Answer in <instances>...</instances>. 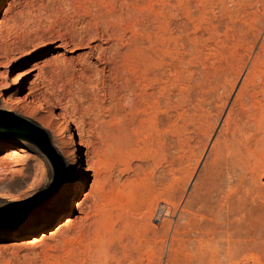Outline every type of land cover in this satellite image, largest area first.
Returning a JSON list of instances; mask_svg holds the SVG:
<instances>
[{
	"label": "rangeland",
	"instance_id": "1",
	"mask_svg": "<svg viewBox=\"0 0 264 264\" xmlns=\"http://www.w3.org/2000/svg\"><path fill=\"white\" fill-rule=\"evenodd\" d=\"M0 111L66 164L43 202L51 161L0 135V264H264V0H0Z\"/></svg>",
	"mask_w": 264,
	"mask_h": 264
},
{
	"label": "bare ground",
	"instance_id": "2",
	"mask_svg": "<svg viewBox=\"0 0 264 264\" xmlns=\"http://www.w3.org/2000/svg\"><path fill=\"white\" fill-rule=\"evenodd\" d=\"M243 3V2H242ZM246 4V3H245ZM250 5V4H249ZM172 39V38H171ZM176 39V38H175ZM178 39V38H177ZM173 40V42L175 41L174 39H172ZM172 42V43H173ZM176 42H178L177 40H176ZM176 42H174V44L176 45L177 43ZM169 47V46H168ZM175 48V47H174ZM167 49L168 48H166V51H167ZM177 49V48H176ZM180 49V48H179ZM169 51V50H168ZM167 51V52H168ZM176 51V50H175ZM170 53V52H169ZM176 53V52H175ZM167 56V55H166ZM170 56V55H169ZM176 56V55H175ZM172 57V56H171ZM177 57V56H176ZM159 58H161L162 59V57H158V59ZM178 58V57H177ZM160 60V59H159ZM161 61V60H160ZM162 61H163V59H162ZM177 61H178V59H177ZM165 62V61H164ZM164 62H163V65H164ZM170 62H171V60H170ZM153 63V62H152ZM162 64V63H161ZM170 64V63H169ZM173 65V64H172ZM176 65V64H175ZM174 65V66H175ZM160 68V67H159ZM150 69V68H149ZM169 70V69H168ZM136 71H137V69H136ZM141 71V70H140ZM171 71V70H170ZM169 71V72H170ZM142 72V73H141ZM141 72H139V70H138V75L136 74V78L134 77L133 78V81H134V79H135V83H137L136 85H137V88L139 87L140 89H141V93L138 95L137 93H135V94H137L136 96H137V98H135V96L134 97H132V99H138L139 100V106H140V108L142 107L143 109H142V111H144V112H148V108L150 109L153 105H151V101L154 99L153 97H155L154 96V94L156 93L155 91L153 92V89H156L154 86H153V84L154 83H156V84H161V82H164V77H165V69H164V66H162V68H160V70L158 69V71H155L154 72V74L151 76V72H150V70H148V69H144V71H141ZM23 74V75H22ZM21 75L22 76H25V72L24 73H22ZM176 74V73H175ZM19 76V77H22V76ZM130 81V80H129ZM165 81H167V80H165ZM153 83V84H152ZM166 83V82H165ZM136 85H134L135 87H136ZM159 86V85H158ZM154 87V88H153ZM32 88V87H31ZM138 88V89H139ZM33 89V88H32ZM31 89V91L29 92L30 94H32V92L34 91L35 92V89L34 90H32ZM159 94L162 96V97H164L165 98V93H164V88L163 87H160V89H159ZM134 94V95H135ZM153 99H152V98ZM161 97V98H162ZM152 99V100H151ZM58 101V100H57ZM138 101L136 100V102L135 103H137ZM52 104V103H51ZM134 105V104H133ZM136 105V104H135ZM134 105V106H135ZM53 106V105H52ZM138 106V107H139ZM138 107L136 108V106L134 107L136 110L138 109ZM153 108V107H152ZM140 111V110H139ZM138 111V112H139ZM143 112V114L145 115V116H149L148 115V113H144ZM141 115V114H140ZM67 116V115H66ZM75 117V116H74ZM77 117V116H76ZM147 118V117H146ZM145 118V119H146ZM66 120V119H65ZM67 121V120H66ZM68 123L70 124V123H72V124H74L75 125V132H77V134L79 135V138H80V141H79V145H82V146H85L86 147V149H87V151H86V153H85V155H86V157H87V162H88V167H87V170H89V171H93V176L95 177L97 174H98V167L96 166H94L93 165V163H92V159L94 158L93 157V155H94V153H95V146H94V144H93V142L91 141V140H89L88 138H86V130H85V125H84V123L81 121V120H77L76 118H73V116L72 117H70L69 119H68ZM68 129V128H67ZM68 131V130H67ZM108 139V138H107ZM247 141V140H246ZM105 142V141H104ZM235 143V142H234ZM243 143V142H242ZM242 143H240L238 140H237V144L239 145L240 144V146H242L244 149H231L230 147H229V150L231 149V151H232V153H233V155H234V157H233V160H232V167H230V165L228 164V166H227V171H228V173H231L230 171H235L236 170V168L233 166V165H236V166H241L242 165V163H243V161H244V157L246 158V156L248 155L247 153L251 150V145H252V143L251 142H247L246 144H244V145H241ZM256 143V142H255ZM231 144H233V143H231ZM230 144V145H231ZM233 147V146H232ZM240 148V147H239ZM264 148V147H263ZM108 149V148H107ZM67 153H69L70 151H66ZM249 157V156H248ZM247 157V158H248ZM79 158H82L81 156L79 157ZM260 158H262V156L260 157ZM258 160V159H257ZM247 160H245V162H246ZM261 161V160H260ZM258 162V161H257ZM260 163V162H259ZM245 164V163H244ZM232 169V170H231ZM72 179H73V177H71ZM72 179H71V181H72ZM78 182V181H77ZM210 233H208V235H209ZM212 239H213V237H212ZM197 240V239H196ZM195 240V241H196ZM200 243V242H199Z\"/></svg>",
	"mask_w": 264,
	"mask_h": 264
},
{
	"label": "water",
	"instance_id": "3",
	"mask_svg": "<svg viewBox=\"0 0 264 264\" xmlns=\"http://www.w3.org/2000/svg\"><path fill=\"white\" fill-rule=\"evenodd\" d=\"M0 135L7 139H22L36 145L51 161L54 180L41 194L46 195L43 202L54 196L65 183L66 164L63 156L51 142L49 133L37 123L8 111H0ZM9 214H6V216Z\"/></svg>",
	"mask_w": 264,
	"mask_h": 264
},
{
	"label": "snow or ice",
	"instance_id": "4",
	"mask_svg": "<svg viewBox=\"0 0 264 264\" xmlns=\"http://www.w3.org/2000/svg\"><path fill=\"white\" fill-rule=\"evenodd\" d=\"M70 184H71V181H70ZM52 226H54V225H52Z\"/></svg>",
	"mask_w": 264,
	"mask_h": 264
}]
</instances>
